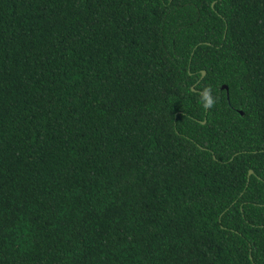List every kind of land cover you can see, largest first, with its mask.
<instances>
[{"label": "trees", "instance_id": "trees-1", "mask_svg": "<svg viewBox=\"0 0 264 264\" xmlns=\"http://www.w3.org/2000/svg\"><path fill=\"white\" fill-rule=\"evenodd\" d=\"M0 264H264V0H0Z\"/></svg>", "mask_w": 264, "mask_h": 264}, {"label": "clouds", "instance_id": "clouds-1", "mask_svg": "<svg viewBox=\"0 0 264 264\" xmlns=\"http://www.w3.org/2000/svg\"><path fill=\"white\" fill-rule=\"evenodd\" d=\"M201 106L204 108H211L216 102V99L212 95V89L210 86H206L200 96Z\"/></svg>", "mask_w": 264, "mask_h": 264}, {"label": "water", "instance_id": "water-1", "mask_svg": "<svg viewBox=\"0 0 264 264\" xmlns=\"http://www.w3.org/2000/svg\"><path fill=\"white\" fill-rule=\"evenodd\" d=\"M212 5H214V2H213ZM205 73H206V70H203L202 74L205 75ZM222 88H226V89L228 90V85H227V84H224V85L222 86ZM193 89H194V87H193ZM241 112H242V111H241ZM252 171H253V170L251 169L250 172H252Z\"/></svg>", "mask_w": 264, "mask_h": 264}]
</instances>
